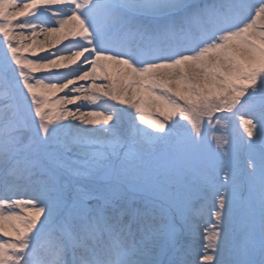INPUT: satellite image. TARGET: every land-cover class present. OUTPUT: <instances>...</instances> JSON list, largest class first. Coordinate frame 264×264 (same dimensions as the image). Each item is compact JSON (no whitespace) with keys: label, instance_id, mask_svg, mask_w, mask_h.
<instances>
[{"label":"snow or ice","instance_id":"snow-or-ice-1","mask_svg":"<svg viewBox=\"0 0 264 264\" xmlns=\"http://www.w3.org/2000/svg\"><path fill=\"white\" fill-rule=\"evenodd\" d=\"M0 87V264H264V0H0Z\"/></svg>","mask_w":264,"mask_h":264},{"label":"bare ground","instance_id":"bare-ground-1","mask_svg":"<svg viewBox=\"0 0 264 264\" xmlns=\"http://www.w3.org/2000/svg\"><path fill=\"white\" fill-rule=\"evenodd\" d=\"M40 39H43V37H40ZM24 55H28V53H24ZM3 91H4V89L2 87H0V92H3ZM145 112H146V114H150V115L157 116V117L159 116L158 113H154L152 110H150L148 108L145 109ZM160 118L162 119V117H160ZM241 131H242V129H241Z\"/></svg>","mask_w":264,"mask_h":264}]
</instances>
